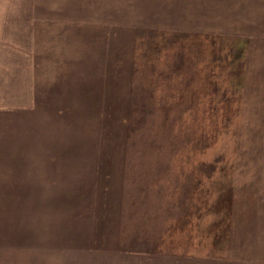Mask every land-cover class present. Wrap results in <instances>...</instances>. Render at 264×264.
<instances>
[{"label": "rangeland", "instance_id": "1", "mask_svg": "<svg viewBox=\"0 0 264 264\" xmlns=\"http://www.w3.org/2000/svg\"><path fill=\"white\" fill-rule=\"evenodd\" d=\"M0 264H264V0H0Z\"/></svg>", "mask_w": 264, "mask_h": 264}]
</instances>
